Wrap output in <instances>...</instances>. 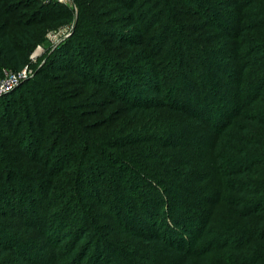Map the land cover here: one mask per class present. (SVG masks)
I'll use <instances>...</instances> for the list:
<instances>
[{
  "label": "rangeland",
  "instance_id": "374dc122",
  "mask_svg": "<svg viewBox=\"0 0 264 264\" xmlns=\"http://www.w3.org/2000/svg\"><path fill=\"white\" fill-rule=\"evenodd\" d=\"M2 1L0 23L9 28L12 22L29 21L42 5L41 16L48 20L37 23L33 40L20 43L28 56L25 75L1 61L0 85L6 90L0 93V264H73L65 256L55 259L46 242L70 234L72 239L80 227L87 230L84 244L92 247L91 256L81 264H176L167 246L159 243L163 237L175 238L176 249L196 251L195 264H264V240L252 234L264 233V224L242 218L244 211L254 209L258 198L238 193L254 191L249 186L254 178L240 175L243 168L251 169L255 161L254 172L264 167V128L244 131L247 114L264 120V103L254 92L242 98L239 83L243 81L245 87L255 77L252 68L240 77L239 66L249 55L235 59L218 55L232 50L228 31L221 28L235 25V20L229 21L239 12L233 1L137 0L144 38L128 27L131 17L118 9L116 0H67L65 8L55 6L58 0ZM263 6L264 1H254L244 11V22H252L255 10ZM5 7L9 15L3 14ZM127 39L129 46L124 45ZM60 53V69L72 62L73 70L82 71L83 62L90 61L88 68L103 65L104 75L93 71L92 77L105 86L118 87L120 95L132 87L124 93V102L108 110L109 98L97 88L81 87L69 68L58 84L48 83L47 91L40 92L49 96L53 88L88 97L90 110L96 112L88 120L94 126L90 132L97 136L95 141L117 136L123 140L110 160L98 154L93 164H79L78 157L68 163V136L55 147L58 134L51 128L42 141L41 131H35L22 111L28 102L17 89L40 68H48L50 59ZM104 60H112L113 65L105 67ZM147 62L149 69L161 74V95L155 93L153 79L139 73ZM9 81L13 86L8 89ZM15 91L7 102L5 97ZM187 93L195 98L188 101ZM239 94L235 101L234 95ZM130 97L157 108L130 113L125 107ZM43 101L46 109H53L50 99ZM16 102L18 115L11 108ZM234 104H242V110L233 108ZM180 105L186 108H176ZM232 112L229 128L216 136L214 117L227 114L229 119ZM198 117L203 120L198 122ZM244 138L257 143L255 151L244 145ZM96 148L91 153L96 154ZM122 155L119 165L112 161ZM80 174L88 182L84 189ZM6 188L16 189L20 197L16 200L2 193ZM150 199L163 204L161 210L153 206L151 211L160 218L159 228L152 217H143L144 208L151 210ZM239 202L244 205L238 207ZM177 220L192 225L194 233L181 238ZM135 233L157 235L158 240L149 242Z\"/></svg>",
  "mask_w": 264,
  "mask_h": 264
},
{
  "label": "trees",
  "instance_id": "16d2710c",
  "mask_svg": "<svg viewBox=\"0 0 264 264\" xmlns=\"http://www.w3.org/2000/svg\"><path fill=\"white\" fill-rule=\"evenodd\" d=\"M26 1V0H24ZM77 1V0H76ZM168 1V0H167ZM233 1V2H232ZM254 1L257 0H231V2L235 5V7H238V14L233 15L229 18V21L235 20V25L234 27H228V28H221L223 31L227 29L228 34H227V40L230 43L228 44V47L232 46V50L228 52L227 54L225 52H220L218 55L223 56V55H228L227 57L233 56V58H241L244 57L245 55L248 56L246 62L244 61L239 67L240 70V77L241 75L244 76V74L249 70L253 71L255 77L248 79V85L243 87V81L242 84L239 83V88L243 92L244 97H251L252 92L256 93L257 100H260L261 103H264V6L262 8H259L255 10L254 14L251 16L252 17V22H244L246 20L245 18V13L244 11L250 8L251 4H253ZM259 1H264V0H259ZM136 2L137 0H133L132 3L129 1L126 2V0H116L115 3L118 7L119 10L122 11L123 14H126L131 17V20L128 24L129 28H134L137 31L136 35H140L142 38H144V29L142 27L141 23V17L140 13L137 12L136 8ZM22 3V2H21ZM24 3V2H23ZM35 3V2H34ZM56 7L60 8H65V4L59 1L54 2ZM193 4V2L191 3ZM3 1H0V10H3L2 8ZM45 6L42 5L40 9H37L33 12V15L31 16V19L23 24L21 22H12V27L9 28L7 25L3 22L0 23V73L2 71V64L1 61H5V65L9 66L11 69L20 72L22 71L25 66L27 65L28 62V56L24 53L23 47L20 46V43L27 41L29 39L33 40L34 38L33 35L35 33L36 25L37 23H41V21H46L48 18H42L41 14L43 11V8ZM10 10L4 8V15H9ZM39 14V15H38ZM41 17V18H39ZM69 16L60 18V19H67ZM79 37H82L81 35H78ZM143 42V41H141ZM248 42H251V44H248ZM125 46L131 45V42L129 39H127L124 43ZM143 51V50H142ZM259 53V54H256ZM61 54L54 56L51 60V63H49L48 68L42 67L40 68L34 78H30L23 84L22 87H19L17 90L20 91L22 96L27 100V105H26V110L23 109L26 113V116L30 119V121L33 122L35 131H41V139L44 141V138L46 137L45 133L48 130L52 131L58 134L57 136V142L55 143V147L62 141L66 136L69 138V144L71 145V148L68 149L69 155H68V163L71 162V164L75 163L74 158L78 159V163H90L93 164L95 163V160L98 158L96 157L98 154H100L101 159H111L110 155L115 152V149L121 144V140H118V136L115 138L111 139H104L100 141H95V137L93 136L92 133L90 132L92 129V125L88 122L89 117L92 116L93 110H90L92 106L90 107L88 105V97H82L79 98L80 93H76L74 95L67 94L68 92H59L60 90L52 91L48 95H42L40 92H45L47 91V84H58V82L61 80V78H64V73L66 69H69V71L73 70L72 62L71 64H65L63 69L58 68L59 62L61 59ZM96 54V53H95ZM153 57V56H152ZM112 59V58H111ZM116 59V58H114ZM83 61V60H82ZM105 61V67L109 68L112 66V60H106ZM90 61L83 62L82 66L84 69L81 71L80 69L76 68L74 69L75 76L78 79V82L80 83L81 87L84 88H97L100 93L105 94L110 100L108 106H106L109 110V107L113 104H120V102H124L123 100H126V97L124 96V93L131 92L132 87L128 86L123 95L119 94V88H109L108 86H105L99 80L98 78L92 77L93 71H97L101 76L104 75L103 70V65L96 66L97 64H94L91 68L87 67V64H89ZM50 66L53 68V70H49ZM72 67V68H71ZM149 62H147L143 69L140 70L139 72L143 77L146 75L150 76V79H153V82H155V87L154 91L155 93H158L161 95L162 87H161V78L160 77V72H157L155 68L149 69ZM132 67H130V70ZM105 69V68H104ZM133 71V70H132ZM130 73V72H129ZM134 73V72H132ZM141 76V77H142ZM132 83V82H131ZM157 85V86H156ZM27 87V88H26ZM16 90V91H17ZM15 92L7 95L5 97L6 101H10V97H13L15 95ZM233 94V93H232ZM38 95H41L38 97ZM179 95V94H178ZM189 95L188 101H191L190 97L192 96L193 98L194 95H190V93H187ZM182 97V94L179 95ZM229 95V97L232 99L234 98L235 101L237 98H240L241 94H239V97L234 95ZM22 99L24 100V98ZM131 101L128 100L126 102L125 107L129 109L130 113H134L138 110H153L156 109L157 106L151 105L148 102H143V101H136L133 100L132 97ZM183 98V97H182ZM259 98V99H258ZM50 99V103L52 104L51 108H47L48 106L43 100ZM177 99V98H176ZM181 100L180 97L178 101ZM177 101V102H178ZM19 102H16L12 108L13 113L19 114L21 111L17 108V104ZM101 103V104H106ZM55 104V105H54ZM96 104V102H95ZM100 104V105H101ZM19 105V104H18ZM162 105H166L165 102H163ZM231 105V104H230ZM175 106V105H174ZM238 107V110L240 111V106L242 110V104H234L232 107ZM183 107V108H182ZM178 109H185V105H180L179 107H176ZM50 109V110H49ZM96 109V108H95ZM200 110V109H197ZM76 111V112H75ZM230 111L231 106H230ZM237 112V110H236ZM29 113V114H28ZM236 114V113H235ZM234 114V115H235ZM47 115L50 118L49 120L47 119ZM38 116H42V119H38ZM56 118L55 122L51 121L52 118ZM214 117V116H213ZM214 118L217 120H214L211 122V124H214L216 126L215 130V135L219 136L222 133H224L230 126L231 122L233 120V112H232V117L228 119L227 114L225 115H217ZM209 119H212V116H210ZM203 119L198 117L197 121L201 122ZM22 123V122H21ZM245 127L244 131L246 133H249L250 131L252 132V129L256 127H262L264 128V120L259 119V117L256 114H247L245 116ZM218 129V130H217ZM220 130V132H219ZM90 132L88 134V132ZM91 135V136H90ZM251 137V135H250ZM249 137V138H250ZM249 138H244L241 141L244 143V145L250 150V151H255L257 143H253L251 139ZM123 141V140H122ZM96 143L99 145L97 146ZM123 144V143H122ZM55 147L52 149V151H56ZM97 147V152L96 154L91 153V149ZM118 153V151L116 150ZM80 155V156H79ZM73 157V158H72ZM122 157L117 158L114 163H121L123 161ZM82 163H81V162ZM111 161V162H112ZM221 160H219L220 162ZM257 161L253 162V166L251 169L248 167H244L243 171L240 173V175L244 178L247 179L248 177H253L254 180L249 182L250 189H253L254 191H243V190H238L239 195L244 196L245 198H250V197H255L257 196V201L255 202L254 209H251L250 211H244L242 214V218H247L252 217L258 219V222H256V225H261L264 224V167H261L258 169L257 172L253 171V168L256 166ZM264 162L262 163V165ZM75 165V164H74ZM90 166V165H89ZM115 166V165H114ZM85 168V167H84ZM250 172V173H249ZM85 176L83 174L79 175V182L80 186L82 189L86 187L87 181L85 180ZM2 180V178H0ZM2 193H10L11 197L17 200L20 196L19 193L16 192V189L9 190H1ZM13 195V196H12ZM97 197V196H95ZM151 200V199H150ZM153 203L150 205V209H143V217L144 218H151L152 217V223L156 225L157 228H159L158 223H160V218L155 217L152 215V212L154 211L153 206H156V208L162 209L163 204L157 203L153 199L151 200ZM175 203H173L171 207L175 208L174 206ZM102 205V204H101ZM238 207H242L244 204L239 202L237 204ZM138 208V207H137ZM140 208V207H139ZM172 208V209H173ZM153 209V210H152ZM152 211V212H151ZM160 213V212H159ZM159 215V214H158ZM154 216V217H153ZM177 226L180 228V234L181 238H187L189 237V233L193 234V226L187 224L185 221L184 223H181L180 220H177ZM27 230H31L30 226H27ZM87 230L83 229L82 227L77 228L75 230L74 237L71 239L72 234L65 236L64 238H57L55 240L49 239L46 243L48 246V250L50 251V254L55 256V259L60 260V256H65L67 260L73 261V264H81L82 261L87 260L91 255V250L92 247L86 246L84 241L88 237L87 235ZM243 233H246L245 230H242ZM241 231V232H242ZM252 234L254 236L258 235V239L264 240V233L263 232H258V231H253ZM135 237L138 238H145L147 236L143 234H134ZM157 235L153 236H148L145 238L149 242H156L158 240ZM255 238V237H254ZM160 239V238H159ZM169 239L163 237L162 239L159 240V243L162 245H166L168 250L172 253L173 257L176 259V264H195L196 263V258L198 256L196 251H191L188 250L187 248H182V249H176L174 245H176V240ZM185 246V244H183ZM181 245V246H183ZM97 250L100 248V245L98 244L95 247ZM104 252V251H102ZM253 252V249L251 250Z\"/></svg>",
  "mask_w": 264,
  "mask_h": 264
},
{
  "label": "built area",
  "instance_id": "2783aa9c",
  "mask_svg": "<svg viewBox=\"0 0 264 264\" xmlns=\"http://www.w3.org/2000/svg\"><path fill=\"white\" fill-rule=\"evenodd\" d=\"M59 2H62V3H64V2H66L67 0H58ZM25 69H23L22 71H20L19 72V75H25V73H26V71H24ZM17 77H15V79H16ZM15 82H18L17 81V79H16V81ZM13 86V81L11 82V81H9L8 82V84H7V88L9 89V88H11ZM6 86L3 84V85H0V93H2L3 92V90H6V88H5Z\"/></svg>",
  "mask_w": 264,
  "mask_h": 264
}]
</instances>
